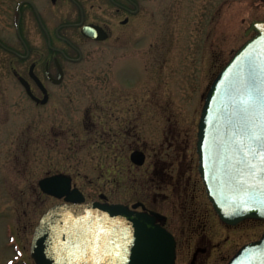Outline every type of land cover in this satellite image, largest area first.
Returning <instances> with one entry per match:
<instances>
[{"label": "rangeland", "instance_id": "obj_1", "mask_svg": "<svg viewBox=\"0 0 264 264\" xmlns=\"http://www.w3.org/2000/svg\"><path fill=\"white\" fill-rule=\"evenodd\" d=\"M1 4L0 0V11ZM151 4L149 19L141 20L123 42L86 47V60L68 67L65 80L52 87L43 106L27 97L0 58V264H35L29 253L34 227L50 206L61 202L39 189L38 180L46 175L68 174L86 200L99 199L103 193L110 202L128 203L141 195L142 181L136 182L128 169L125 140L114 134L118 119L127 117L118 107H126L131 94L149 105L150 126L144 138L150 160L154 149L171 141L164 130L181 132L187 146L180 161L182 183L187 179L198 191L204 189L197 177L195 151L204 96L220 68L254 34L245 35L249 23L264 19V0H152ZM116 70L133 89L120 84L124 82ZM101 127L110 133L103 135ZM171 153L161 158L171 162ZM147 166L133 171L134 177L144 178ZM195 193L200 208L193 204L192 209L183 195L185 208L169 212L172 220L179 221L183 211L182 228L188 226L184 211L199 215L208 212L207 204L212 211L206 195L199 198ZM163 208L170 210L167 205ZM191 224L200 232L203 226L219 241L214 252L222 258L217 264H224L242 243L257 239L263 231V223L247 220L242 231L239 226L228 233L213 216L201 218V214ZM186 259L184 250L178 264Z\"/></svg>", "mask_w": 264, "mask_h": 264}, {"label": "water", "instance_id": "obj_2", "mask_svg": "<svg viewBox=\"0 0 264 264\" xmlns=\"http://www.w3.org/2000/svg\"><path fill=\"white\" fill-rule=\"evenodd\" d=\"M251 31L254 35L211 81L198 121V169L215 211L231 224L246 218L264 222V172L259 170V156L251 170L241 163L247 151L243 102L250 95L264 102V19L252 20L245 35ZM20 81L34 97L26 81ZM136 154L134 161L143 163L142 154ZM38 186L63 201L50 206L34 228L30 255L35 264H174L175 241L155 223L158 214L136 210L138 203L129 207L86 201L64 173L44 176ZM99 197L106 199L104 194ZM227 264H264V230Z\"/></svg>", "mask_w": 264, "mask_h": 264}, {"label": "flooded vegetation", "instance_id": "obj_3", "mask_svg": "<svg viewBox=\"0 0 264 264\" xmlns=\"http://www.w3.org/2000/svg\"><path fill=\"white\" fill-rule=\"evenodd\" d=\"M1 1L0 58L3 66L17 79L27 97L36 105L41 106L49 101L52 87L60 85L65 80L68 67L79 66L86 60L88 53L86 47L104 42H123L124 38L135 30V26L141 20L146 17V20L149 19L152 6V0ZM103 35L104 37L101 38ZM117 70V77L124 82L120 84L132 88L118 75ZM20 78L26 81L34 97L28 94ZM58 79L59 82H56ZM43 99L45 101H42ZM148 106L145 99L140 102L131 94L128 105L118 107V110L125 112L127 117L121 121L118 119L119 123L115 126L114 134L121 135L125 140V148L128 151V169L136 182L137 178L141 179L143 189L140 196L133 198L128 203H122L130 207L132 204L138 203L135 207L136 210L147 212L150 215H159L155 218V223L166 228L175 241L174 264L179 263V258L184 250L187 255L185 264H217L222 257L217 258L219 256L215 255L214 250H217L220 243L214 240V237L209 233H206L203 226L201 232L196 230L195 225L191 229V220L195 215L197 219L200 214L201 218L213 216L219 222L222 230L224 229L228 233L239 226V232L242 231L247 220L255 219H243L231 224L223 221L212 205V211H210V204H207L208 212H201L199 215L195 210L184 211L185 220L189 226L187 228H182L183 211L178 213L179 221L172 220L169 212L178 209V207L182 210L185 208V201L182 200L183 195H185V199H188L193 209V204L196 208H200L198 193L196 195L195 192L200 193L199 198L201 195L207 197V194L204 185H202L204 189L198 191L196 185L191 184L189 180L187 182L185 179V183H182L185 174L180 168V161L184 157L187 146L181 140V132H176L172 128L168 131L164 130L166 140L171 139V141L162 142L161 147L154 149L155 153L150 160L148 144L144 138V132L150 126ZM116 113L118 111L114 110V116ZM115 118L117 119L118 115ZM101 131L103 135L110 133L103 127H101ZM119 145L118 142L116 148ZM169 151L172 152L169 155L171 162H168L165 157L161 158L164 156L161 154ZM136 153L142 154L143 163L138 164L134 161ZM146 163L149 166H147L146 173L143 172L145 178L143 183L144 178L134 177L133 171L141 172L139 169ZM168 166H173L174 169L168 171ZM199 179L202 182L201 177ZM166 205L170 210L163 208ZM256 221L262 224V221ZM231 256L229 255L224 264Z\"/></svg>", "mask_w": 264, "mask_h": 264}, {"label": "snow or ice", "instance_id": "obj_4", "mask_svg": "<svg viewBox=\"0 0 264 264\" xmlns=\"http://www.w3.org/2000/svg\"><path fill=\"white\" fill-rule=\"evenodd\" d=\"M243 103L246 105L242 110L246 114L244 136L247 151L241 163L251 170L255 167L252 161L259 156V170L264 172V102H259L256 97L250 95Z\"/></svg>", "mask_w": 264, "mask_h": 264}]
</instances>
